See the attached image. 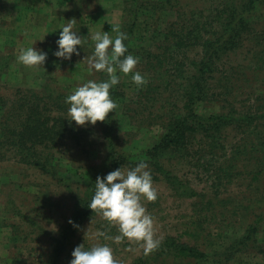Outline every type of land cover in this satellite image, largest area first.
<instances>
[{
    "label": "trees",
    "instance_id": "trees-1",
    "mask_svg": "<svg viewBox=\"0 0 264 264\" xmlns=\"http://www.w3.org/2000/svg\"><path fill=\"white\" fill-rule=\"evenodd\" d=\"M64 2L65 22L68 23L75 19L73 30L77 31L82 38L85 37L83 46H77L79 53L87 55L85 52H88V56L92 55L94 43L84 28L87 15L86 2L89 1L64 0ZM207 3L204 7L186 12L179 6V0H126L125 2L122 31L128 34V40L125 41L127 44L142 37L139 33L142 29H147V16L150 13L175 10L176 14L174 15L176 16L175 21L170 24L167 32L163 33L161 42L155 46V50L145 47L140 49L138 46L134 49L139 56L145 57L146 61H143L142 67L145 72L152 73L154 79H152L153 82L145 84L144 89L140 91L137 107L125 105L127 113L129 115L137 113L138 105L144 103L143 99L150 91L168 92L163 99L147 96L148 101L145 107L141 105L144 108L142 111L146 109L144 112L147 111L149 118H156L160 115L163 120L167 115L169 117L161 122L163 133L157 141L151 146L139 145L142 148L140 153L125 155L117 145L116 132L118 130L112 121L123 104L120 99L123 100L125 95L115 90L114 87L110 89V95L117 103L115 112L109 113L105 121H98L93 127L96 131L99 126L104 134L107 151L103 157L97 149L89 147L91 143H86L87 145L82 143L87 141L86 134L90 131L87 130L85 135H82L83 131L79 126L74 121L69 122L68 108L70 105L65 101L70 94L54 87L50 79H47L46 83L41 86L40 92L18 89L12 97L0 93V110L5 112L2 119L5 126L0 134V163L14 159L31 169L48 174L56 180L59 179L61 183H66L62 177L61 164L62 160H65V157L61 155L64 151L60 150L63 146L60 144L66 137L75 141V147L79 149L78 154L88 155L82 158L95 157V164L86 163L87 170L93 175L88 183L90 186L86 183L88 185L86 198L82 199L81 205L75 210L71 219L79 227H74L69 222L62 227L58 237L54 238L55 242L49 256L51 264H60V262L62 264L66 254L68 255L71 251L72 245H75L78 230L82 228L84 222L92 218L103 217L99 210L93 211L88 208L95 194L97 177H104L118 168L135 167L137 163H134L132 159L138 154H144L149 159L151 174L152 176L155 174L152 178L156 182L167 184L175 197L193 202L192 212L194 214L182 236L197 239L201 234L198 240L204 241L205 249H201L199 245L182 241L181 236L167 235L160 241L156 250L148 254H145L143 250L142 254L131 264H168L170 261L185 260L188 261L186 264H229L239 253L259 248L257 235L264 221V214L256 216V219L249 225L248 223L243 224L242 226H248L243 233H236L238 229L233 235H229L226 229L231 223L223 218V210L216 203L222 200L220 197L222 186L231 184L234 179L231 177H235L236 167L233 170L230 169V164L225 167V161L221 165V156L224 158L222 153L227 150L226 132L235 125L248 130L251 127L254 129L246 135L249 140L246 144L250 145L251 151L245 150V146L241 150L236 149L237 157L234 161L240 164L242 154L252 156L258 148L264 146V109L257 108L238 114L236 109L227 113L204 111L203 105L210 99L214 102L218 99L217 102L220 104L223 96L221 92L216 91L215 87L220 82L216 84L212 82L216 81L217 75L220 74L223 76L229 74L230 77L235 75L232 59L237 57V54L246 51V55L250 57L249 62H254L257 68L264 70V0H207ZM143 16L145 18H142ZM55 45L48 53L47 61H51L50 58L58 59L54 55L58 47L57 44ZM255 59L258 62H255ZM0 60L4 62L5 59ZM229 66L233 68V73L228 72ZM1 78L2 74H0V81ZM157 80L159 82L155 86L154 81ZM149 102L160 103L161 110L167 108L169 113L165 114V117L163 113H154V107H147ZM221 108L223 109V105ZM197 138L205 140V151L216 160L213 167H209V163L202 165L204 172L211 178L212 188L215 191L213 194L198 190L176 170H171L165 165L167 161L164 160L167 155L181 153V155L185 154L182 158L189 160L188 155ZM256 138L260 140L257 144L254 143ZM72 150L70 146L66 152ZM201 152L202 149L196 153L199 155V160L207 155ZM261 154L264 152L262 151ZM75 159L77 158L75 157L73 162ZM179 164L181 165L178 156V163L175 166ZM189 164L192 165L190 161ZM65 167L72 168L71 165ZM220 171L223 172V182L217 176ZM260 173L252 178V182L260 178L258 176ZM244 174L246 173L241 171L240 178H243ZM3 198L8 208L15 204L11 195ZM244 209L246 210L247 206ZM13 210L17 211L19 216L28 223L31 222L33 227L38 226L19 209ZM231 212L235 215L240 212L243 215L238 208ZM207 222L210 225L206 228L203 224ZM208 228L211 232L212 228L220 230L216 238L210 231H206ZM200 230L201 232L198 233ZM107 231L108 236L113 235L114 228L108 226ZM218 237H220L219 240L224 239L230 242L227 243L226 248L223 242L218 244Z\"/></svg>",
    "mask_w": 264,
    "mask_h": 264
},
{
    "label": "rangeland",
    "instance_id": "rangeland-1",
    "mask_svg": "<svg viewBox=\"0 0 264 264\" xmlns=\"http://www.w3.org/2000/svg\"><path fill=\"white\" fill-rule=\"evenodd\" d=\"M88 1L85 8L87 15L84 28L93 43L92 35L97 31L111 32L112 27L116 26H119L122 31L123 10L126 0ZM179 2V6L186 12L208 4L207 0H179ZM64 4V0H0V59H5L4 62L0 60V74H2L0 93L12 97L18 89L40 92L41 86L46 83L47 79H50L54 87L66 94H72L78 86L88 80L99 82L108 78L106 72L95 70L90 72L88 70V63L84 60L88 56V52H85L87 55L73 54L71 60L50 58L51 61L46 60L43 66L29 67L17 62L16 58L20 55L21 50L27 47L42 49L47 54L53 50L57 44L59 32L67 24L63 14L65 11ZM174 15H176L175 10L150 13L147 16V29H142L139 33L142 37L126 43L128 53L139 58V63L134 71H139L145 75L146 84L153 82L152 79L154 78H152V73L145 72L143 69L142 63L145 57L137 54L134 50L136 49L135 46L140 47V49L145 47L155 50V46L161 42L163 33L165 34L170 24L175 21L176 16ZM110 35L115 37L116 33L111 32ZM249 60L250 57L246 55V51L237 54V57L232 59L235 75L230 77L229 74L227 76L220 74L217 75L216 81L211 80L213 84L220 82L215 87L216 91L222 93L223 98L220 104L217 102L218 99L215 102L213 99L207 100L203 105L204 111L227 113L236 109L238 114H242L257 108L259 110L264 109V70L257 68L252 61L250 62L253 65L250 66ZM254 61L258 62L257 59ZM233 68L229 66L228 72L233 73ZM118 75L120 81L118 85L114 86V89L122 92L125 98L120 99L123 104L119 107L112 121L118 130L116 142L125 155L140 153L142 148L139 145L151 146L153 142L157 141V138L163 133L161 122L169 117L167 115L163 120L160 115L156 118L154 116V118H149L147 111L144 112L146 109L142 111L144 109L142 107H145V103L148 101L147 96L163 99L168 95V92L150 91L143 99L144 103L138 105L137 113H130L132 115H129L125 105L137 107L136 103L144 86L137 87L132 81L131 73L118 72ZM158 82L159 80L154 81V85L157 86ZM147 105V107H154V113H163L164 117L165 114L169 113L167 108L161 110L160 103L149 102ZM222 105L223 109L221 108ZM157 109L158 111H156ZM4 113L0 110V134L5 126L2 123ZM93 127L94 125L90 123L86 126H79L80 130L83 131L81 132L82 135H85V131H90L86 134L87 141L82 143L84 145L91 143L89 147L97 149L103 157L107 151L106 140L102 129L97 126V130L94 131ZM241 127L235 125L226 132L227 150L222 153L224 158L221 156V165L225 161V167H228L229 164L232 170L236 167L235 177H231L234 178L233 182L222 186L223 190L220 194L222 200L216 203L223 210V218L231 223L226 229L229 235H233L238 229L236 233H243L248 227L242 226L243 224L248 223L249 225L256 219V216L264 214V154H261L262 151L264 152V146L262 145L255 152L252 151L254 152L252 156L242 154L240 164L236 163L234 161V158L237 157L236 149L241 150L245 146V150L251 151L250 145L246 144L249 142L246 135L254 131L253 127L250 130ZM92 129L93 131H91ZM243 131L245 132L243 133ZM259 141V138H256L254 143L257 144ZM74 142L72 138L66 137L62 144L59 143L63 145L60 147V150L64 151L61 155L65 157L61 163L63 167L62 177L66 183H61L59 179L56 180L48 174L31 169L14 159L0 163V264H51L49 256L55 242L54 238L58 237L62 227L73 218V214L81 205L82 199L86 198L88 183L93 178L91 172L87 170L86 163L93 164L95 157L82 158V156L87 157L88 155L78 154L79 149L75 147ZM204 143L205 140L202 141L199 138L195 140L188 155L189 160L182 158L185 154L179 153L178 155H167L164 161H167L165 165L169 169L176 170L180 176L189 180L198 190L213 194L215 191L212 188L211 178L204 172L202 165L209 163V167H213L216 160L207 154ZM70 146L73 150L67 153L66 150H69ZM189 147L191 146L189 145ZM200 149H202V154H207L202 156L201 160L196 154ZM178 156L181 165L175 166L178 163ZM72 157L77 158L75 162H73L74 158ZM148 160L144 154H138L132 159L134 163L147 162L151 171ZM189 161L192 165L189 164ZM66 165H71L72 168H66ZM129 169L131 167H125L122 170L126 172ZM241 171L246 173L243 178H240ZM257 173H260L258 174L260 178L252 182V178ZM217 176L223 182V172L220 171ZM153 186L157 190V199L155 201L142 200V203L153 217L154 237L161 241L167 235L181 236L182 241L199 245L201 249H205L204 241L198 240L201 234L197 239L182 236L194 214L192 212L193 202L175 197L164 182H156L153 179ZM9 195L15 202L10 208L6 206L5 198H3ZM246 206L247 209L245 210L244 207ZM235 208H238L243 215L240 212L236 215L232 214L231 211ZM13 209H19L34 220L38 226L33 227L31 222L28 223L27 220L21 218ZM108 223L104 217H96L84 222L82 228L78 230L74 244L77 246L84 244L86 249L97 244H108L119 264H131L135 258L142 254L144 250L141 246L142 242L129 241L125 238L117 243L114 240L99 236L98 233L100 232L108 234V226L114 228L113 235L109 236L119 234L118 226ZM203 225L207 228L210 223L207 222ZM206 231L211 232L209 228ZM200 232L201 230L198 233ZM219 232L220 230L212 228L211 233L214 238ZM257 238L260 245L258 249L254 248L239 253L229 264H264V221L260 225ZM221 242H223L224 248L227 247V243H230L220 239L218 244ZM75 245H72L71 251L68 252V255L66 254L62 264H70L72 251L77 247ZM186 263L188 261L185 260L170 261L168 264Z\"/></svg>",
    "mask_w": 264,
    "mask_h": 264
},
{
    "label": "clouds",
    "instance_id": "clouds-1",
    "mask_svg": "<svg viewBox=\"0 0 264 264\" xmlns=\"http://www.w3.org/2000/svg\"><path fill=\"white\" fill-rule=\"evenodd\" d=\"M75 22V19L68 21L59 32L56 41L58 47L54 51L56 57L71 60L73 54L79 55L77 46H83L85 37L82 38L73 30ZM111 32L116 33L115 37L110 35ZM111 32H95L92 35L94 52L91 57L84 59L90 72H106L108 79L100 82L88 80L66 97L65 102L70 105L68 120L74 121L78 126L103 122L116 109L117 103L111 98L110 89L119 84L118 72L131 73L132 81L137 87H142L147 82L145 75L134 71L139 58L128 53V45L125 43L128 34L121 31L119 26L112 27ZM47 56V52L42 49L27 47L21 50L16 59L25 66H43ZM95 184V194L88 208L99 210L109 224L118 226L119 231L115 236H108L103 232L98 235L117 243L125 238L142 242L145 254L156 250L160 240L154 237L153 217L142 203V200L155 201L158 196L147 162L140 161L126 172L122 168L113 170L104 177H97ZM69 223L79 227L71 219ZM71 255L70 264H119L108 244H97L89 249L81 244L74 248Z\"/></svg>",
    "mask_w": 264,
    "mask_h": 264
}]
</instances>
